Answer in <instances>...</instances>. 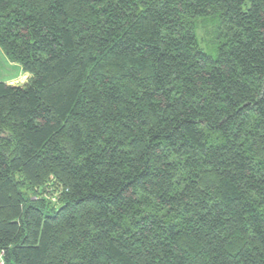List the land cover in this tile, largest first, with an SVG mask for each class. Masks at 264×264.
<instances>
[{
	"label": "trees",
	"instance_id": "1",
	"mask_svg": "<svg viewBox=\"0 0 264 264\" xmlns=\"http://www.w3.org/2000/svg\"><path fill=\"white\" fill-rule=\"evenodd\" d=\"M0 48L5 264H264V0H0Z\"/></svg>",
	"mask_w": 264,
	"mask_h": 264
},
{
	"label": "rangeland",
	"instance_id": "2",
	"mask_svg": "<svg viewBox=\"0 0 264 264\" xmlns=\"http://www.w3.org/2000/svg\"><path fill=\"white\" fill-rule=\"evenodd\" d=\"M199 21L197 33L199 35L200 41L205 48H210L209 43L212 41V32L215 21L213 19L208 20L207 22H203V19H200ZM25 76L26 74H24L20 65L9 61L0 48V81L10 84H21L26 81Z\"/></svg>",
	"mask_w": 264,
	"mask_h": 264
},
{
	"label": "built area",
	"instance_id": "3",
	"mask_svg": "<svg viewBox=\"0 0 264 264\" xmlns=\"http://www.w3.org/2000/svg\"><path fill=\"white\" fill-rule=\"evenodd\" d=\"M0 258H1L0 263H1V264H5V263H4V259H3V252H1V251H0Z\"/></svg>",
	"mask_w": 264,
	"mask_h": 264
},
{
	"label": "crops",
	"instance_id": "4",
	"mask_svg": "<svg viewBox=\"0 0 264 264\" xmlns=\"http://www.w3.org/2000/svg\"><path fill=\"white\" fill-rule=\"evenodd\" d=\"M25 77H26V80H27V78H28L27 74H26V76H25ZM24 82H25V81H24ZM9 84H10V83H9ZM21 84H22V83H21ZM13 85H14V84H13Z\"/></svg>",
	"mask_w": 264,
	"mask_h": 264
}]
</instances>
